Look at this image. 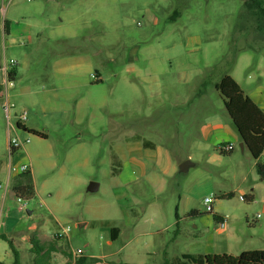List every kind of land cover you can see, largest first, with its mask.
<instances>
[{"label":"rangeland","instance_id":"374dc122","mask_svg":"<svg viewBox=\"0 0 264 264\" xmlns=\"http://www.w3.org/2000/svg\"><path fill=\"white\" fill-rule=\"evenodd\" d=\"M8 1L0 0V7ZM13 7L16 14L37 12L36 21L24 22L33 26L28 35L0 36V54L5 51L17 66L25 52L31 55L29 71H20L19 85L8 91L16 111H28L27 130L16 128L12 119L16 134L30 140L12 156L0 93V235L13 239L21 264H33L36 258L33 235L45 245L63 236L54 264L74 262L62 251L101 261L94 264H161L165 259L191 264L182 255L190 254L195 242L214 244L213 254L264 250L262 205L243 195V189H250L242 184L249 156L239 171L243 156L234 134L235 151H220L228 130H234L225 99L215 88L229 74L245 92L256 87L264 92V0H13ZM187 41H196L200 50L183 53L180 60L188 68L181 76H188V84L173 89L191 100L179 108H155L157 101L149 94L157 85L155 75L160 87L168 85L177 62L168 60L167 51ZM60 68L76 75L54 76ZM141 70L148 73L147 83L137 82L149 89L144 98L134 90ZM98 73L100 82L92 77ZM197 87L205 91L201 100L193 91ZM213 115L224 119L226 134L206 143L200 153V127ZM32 129L47 138L35 136ZM131 138L169 149L174 173L163 183L144 179L122 188L118 149ZM185 161L195 165L181 173ZM22 164L32 170L31 177L19 171ZM30 179L35 195L18 200L13 187ZM91 182L100 185L97 192L88 191ZM233 190V196L220 195ZM125 191L138 204L121 199ZM205 198L216 212L229 216L241 241L225 240ZM123 209L138 224L135 241L109 245L108 228L119 226ZM14 261L8 242L0 237V262Z\"/></svg>","mask_w":264,"mask_h":264},{"label":"crops","instance_id":"0c3cea01","mask_svg":"<svg viewBox=\"0 0 264 264\" xmlns=\"http://www.w3.org/2000/svg\"><path fill=\"white\" fill-rule=\"evenodd\" d=\"M15 9L13 7V0H9L7 2V5L5 6L2 3V6L0 7V36H8V37H20L23 38V36L28 35L27 29L32 27V24L25 23L24 22L29 18L32 20H37V10L35 11V14H27L22 11H19L17 14L14 12ZM19 14V15H18ZM18 20H21L18 22ZM9 22V34H5L4 32V22ZM22 24V25H21ZM16 25V26H13ZM36 27V26H35ZM46 28L47 26L44 25ZM38 30V29H36ZM41 32V31H40ZM199 41V39H198ZM187 41L185 42V45L177 44L168 49L167 51V58L168 60H172L177 62V73L174 77V72H170L173 79L170 82H167L168 85H165V87H160L161 83L159 80V76L155 75V83H157L156 87L152 89V92H149L148 88H145L144 86H141L137 84V82H144L147 83V75L148 73L144 74V71L141 70L139 73V78L135 76V83H134V90L135 95H141L142 98L147 97V91L151 95V99H156L157 104L154 105L156 108H162V107H168V108H179L181 104L189 103L191 100V96L186 95L185 93H179L176 92L173 89V85H181V84H188V76L187 78L181 76H186L185 69L188 68L184 63L181 62V58L183 53H195L198 50H200L199 46H196L197 42L195 43ZM14 43V42H13ZM26 43V42H25ZM200 44V43H199ZM31 55L27 52H25L22 60L20 63H18V66L11 70V79L14 81V86L11 88H14L15 86L19 85L21 81V72L22 70L29 71L30 69V59ZM13 61V59L9 60L7 54L5 51L0 54V83L3 80L4 77V67L7 66V64ZM172 66L169 70H172ZM73 69L69 68H60L54 70L53 75L54 76H75L76 74L72 73ZM137 72V70L135 69ZM72 73V74H71ZM229 75V74H227ZM178 76V77H177ZM97 82L102 81L101 74H97ZM234 80L235 78L231 76ZM164 79V78H163ZM221 80V79H220ZM236 81V80H235ZM237 82V81H236ZM238 83V82H237ZM91 84V83H90ZM239 84V83H238ZM240 85V84H239ZM20 87L25 90H29V86L21 84ZM241 89L244 91L242 86L240 85ZM10 89V88H9ZM193 91L196 92V99L201 100L203 97V94H205V91L203 88L197 87ZM4 87L0 86V93L3 94ZM244 93L264 112V92L262 87H256L254 90H251L249 92ZM226 128L228 126L225 124L224 119L219 115H213L211 117H208L205 122L200 127L199 136L202 140V143L197 144V150L202 153L206 150V143H211L213 140H215L218 136L225 135L226 134ZM234 132L229 129L230 132L228 135V139L226 142H221V145H233V150L231 152L235 151L236 148V140L234 136H237L238 133L234 127H232ZM25 130L26 125H25ZM35 130V129H32ZM232 133V134H231ZM234 134V136H233ZM46 135V134H45ZM47 138V135H46ZM238 144L240 145L241 140L240 137L238 138ZM125 140V139H124ZM145 141V142H144ZM140 140L139 138H131L126 139L125 142L119 147V155L121 157L120 161V172H119V182L120 186L122 188H126L129 185H139L142 180L149 179L150 181H153L156 183V181H159L162 183L165 181L164 178H169L171 176V173H174V165H173V156L169 149H164L161 147H156L152 143L146 140ZM235 153L231 156L234 158ZM242 156L238 159L237 167L239 168V171L245 166L246 160L245 156L247 157L250 162V167L246 171V173L243 174L242 177V184H250V192L249 190L243 189V195L245 197H249L250 195H253L254 201L262 205L263 213H264V181L260 180V177L257 173L256 164L258 161L263 162L264 161V152L259 160H255L250 152L247 150V148H244V151H242ZM243 158V159H241ZM251 158V159H249ZM188 159H191L193 163V157L192 154H189ZM245 162V163H244ZM26 164V163H25ZM22 164V165H25ZM195 164H193L194 166ZM158 171V173H157ZM30 172L32 174V170L30 169ZM256 172V175H254ZM161 173V175H159ZM9 185V182L7 183V187ZM36 189V188H35ZM217 191L220 193L221 190L217 187H215ZM227 194H233L235 195V190L227 193H221V197L223 195ZM242 196V195H240ZM121 199L126 201L128 204L134 206L138 204V199L132 198L126 191L122 193ZM206 199V198H205ZM205 203V201H204ZM206 205V204H205ZM212 208V213L215 211L213 206H210ZM209 213V212H208ZM214 216H217L219 220H215ZM213 218V221L215 222L216 226L219 225V223H225V227L221 229L219 227L220 234L225 235V240L228 241H241L242 238L239 234H237L236 229L230 225L229 221L231 220L229 216L219 214L218 212H214V214L211 216ZM207 216H204L203 222L205 221ZM179 223L177 222L176 225ZM205 225V224H204ZM207 226V225H206ZM231 226V227H230ZM197 227V225L195 226ZM138 224L133 220L128 210L123 209L121 218L119 219V226H111L109 227V241L108 244L112 245L113 243L117 241H123L125 245H129L133 243L135 240V236L133 233L134 231H137ZM4 235V234H2ZM58 237H63L61 234L58 235ZM261 237L264 238V223H263V229L261 233ZM214 249H216V246L211 243H201V242H195L190 245V251L191 253L189 255L192 256H198V255H208L213 254ZM184 255V254H183ZM182 255V257H183ZM232 255V254H229ZM3 263V262H0Z\"/></svg>","mask_w":264,"mask_h":264},{"label":"trees","instance_id":"16d2710c","mask_svg":"<svg viewBox=\"0 0 264 264\" xmlns=\"http://www.w3.org/2000/svg\"><path fill=\"white\" fill-rule=\"evenodd\" d=\"M4 32L5 34H9L8 21L4 22ZM215 88L225 99L226 111L241 142L244 143L251 156L255 160H259L264 152V112L244 93L240 85L229 75L223 76L215 85ZM29 132L35 136L46 139L44 133L36 130H29ZM17 151L19 150H16L14 154L17 153ZM256 169L260 180L264 181V162L258 161ZM25 175L31 177V172L29 171L25 173ZM13 189L18 200H22V198L30 199L36 193L35 186L31 179L29 182L13 187ZM227 196L230 197L233 196V194L223 195L222 198ZM248 200L254 201L253 195H250ZM209 213H212V211ZM190 214L194 215L198 214V212L192 211ZM176 218L178 219V216H176ZM214 218L216 221L219 220L217 216H214ZM0 237L8 242L9 248L15 259L14 264H21L20 254L14 246L13 239L8 238L7 235H0ZM59 240L60 237L57 236L55 241L45 245L41 243L37 236L33 235L30 238L32 244L31 250L36 255L33 264H54L52 258L55 253L59 252L57 242ZM62 253L71 260H74L73 263L70 262L68 264H94L96 262H101L97 258L84 256L81 252L68 253L62 251ZM183 258L191 264H264V250L244 251L239 256L229 254L192 256L184 254ZM161 264H171V262L165 259Z\"/></svg>","mask_w":264,"mask_h":264},{"label":"built area","instance_id":"2783aa9c","mask_svg":"<svg viewBox=\"0 0 264 264\" xmlns=\"http://www.w3.org/2000/svg\"><path fill=\"white\" fill-rule=\"evenodd\" d=\"M29 1H33V0H29ZM17 66V62L16 61H10L6 67H4V77L2 82L0 83V86L4 87V98L5 100L3 101V109L6 115V120H7V125H8V136H9V141H8V152H9V156H12L14 154V152L16 150H20L22 145L25 142H29L30 140H21L17 134H16V129H15V125L12 124V119H16L17 120V124H16V128H23L25 127V122L28 120V111L26 110H21V111H16V107L13 103H11L9 101V88L14 86V81L11 79L10 73L11 70L16 68ZM93 78L97 79V77L95 75L92 76ZM20 125V126H19ZM24 129V128H23ZM12 132L15 133V135H12ZM233 150V145L229 144V145H222L220 147V151L222 153H230ZM264 162V161H263ZM30 170V168L27 165H22L19 169V171L21 173H26ZM239 199L241 201H244L245 198L244 196H240ZM211 203V199L210 198H206L205 199V204L208 208V212L212 211V208L209 206V204ZM219 227L221 229H223L225 227V223H219Z\"/></svg>","mask_w":264,"mask_h":264},{"label":"water","instance_id":"95a60500","mask_svg":"<svg viewBox=\"0 0 264 264\" xmlns=\"http://www.w3.org/2000/svg\"><path fill=\"white\" fill-rule=\"evenodd\" d=\"M240 147L242 149V151H244L245 145L243 142L240 143ZM193 166V163H191L190 161H185L183 162L180 166H179V171L181 173H185L189 170L190 167ZM100 185L96 182H91L89 187H88V191L89 192H97L99 190ZM32 212L29 211V214H31Z\"/></svg>","mask_w":264,"mask_h":264}]
</instances>
